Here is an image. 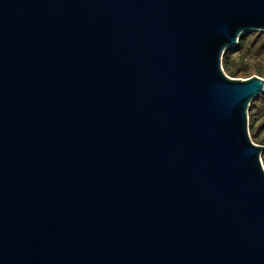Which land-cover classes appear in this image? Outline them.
<instances>
[{"label":"water","instance_id":"water-1","mask_svg":"<svg viewBox=\"0 0 264 264\" xmlns=\"http://www.w3.org/2000/svg\"><path fill=\"white\" fill-rule=\"evenodd\" d=\"M251 31L264 0H0V264H264Z\"/></svg>","mask_w":264,"mask_h":264},{"label":"trees","instance_id":"trees-1","mask_svg":"<svg viewBox=\"0 0 264 264\" xmlns=\"http://www.w3.org/2000/svg\"><path fill=\"white\" fill-rule=\"evenodd\" d=\"M261 58H264V32H247L240 37L236 46L226 50L222 58V68L231 78L250 77L251 70L245 61ZM255 74L264 79V66L258 67ZM248 117L251 137L257 144L264 146V92L251 102ZM261 159L264 161V150Z\"/></svg>","mask_w":264,"mask_h":264},{"label":"rangeland","instance_id":"rangeland-1","mask_svg":"<svg viewBox=\"0 0 264 264\" xmlns=\"http://www.w3.org/2000/svg\"><path fill=\"white\" fill-rule=\"evenodd\" d=\"M235 58L238 60V57H237V55H235ZM245 63H247V65H248V67L250 68V77H246V78H244V77H239V78H233V79H243V80H246V79H248V78H251V77H253L254 75H257V74H255V70L258 68V67H261V66H264V58H261V59H256V60H253V59H247L246 61H245ZM260 77V76H259ZM262 78V77H261ZM250 136H251V134H250ZM251 139H252V141L255 143V144H257L256 143V141L255 140H253V138L251 137ZM257 145H260V144H257ZM262 160V159H261ZM262 163H263V167H264V161L262 160Z\"/></svg>","mask_w":264,"mask_h":264}]
</instances>
